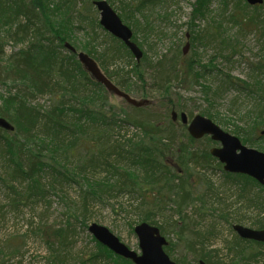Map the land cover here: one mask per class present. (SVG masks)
<instances>
[{"label":"trees","instance_id":"16d2710c","mask_svg":"<svg viewBox=\"0 0 264 264\" xmlns=\"http://www.w3.org/2000/svg\"><path fill=\"white\" fill-rule=\"evenodd\" d=\"M50 1L0 0V30L6 32L7 38L25 45L9 57L4 69L7 75L5 80H12L15 92L11 91L3 99L0 117H6L15 130L9 133L0 128V155L4 159V174L0 175V181L8 185L21 201L29 204L45 199L51 189H55V184L64 187L62 183L65 185L67 181L81 179L85 182L79 193L80 207H75L71 214L74 222L69 221L47 235L50 238L46 243L52 252L51 260H55L53 263L68 264L66 258L57 256L55 252L57 249H67L71 232L76 235V223L80 220L86 223L91 203H109L119 197H127L131 202L130 208L141 213L142 223L157 225L155 219L164 217L166 209L180 214L185 222L188 217L185 212L190 206L201 202L203 209L205 204V195H197L191 188L189 177L192 166L206 167L216 160L211 156L209 146L203 150L194 148L197 140L188 134L186 126L172 119L168 123L154 118L127 119L111 108L107 109L109 92L85 70L75 53L64 46L69 38L68 26L73 24L70 0L53 1V7L49 6ZM166 1L138 0L134 10L141 15L146 14V17H142L147 28H150L149 12L151 15L153 6L164 5ZM210 4L211 0H197L192 12L193 20H206ZM260 7L249 10L251 6L240 0L231 18L240 29L245 25L260 33L264 57V16L259 13ZM210 28L209 24L202 29L193 24L190 34L193 42L207 47L218 42L220 47L216 56L229 60L231 54L227 50L231 48L232 52L236 51L238 41L234 40V45L224 32L215 35ZM241 31V35L245 34L243 29ZM106 35L111 43L103 48L97 60L107 71L121 56L129 57L128 62L117 66L112 73L117 76L115 85L124 92L130 93L129 90L137 85L132 81V74L145 87L144 75L149 68L154 72L153 80L158 87L171 89L176 82L182 87L200 85L207 95L212 92V86L203 83L207 82L211 73L209 67L214 66V57L208 65H203L199 57L196 59L197 52L190 59L174 56L171 60L162 59L156 64L144 54L137 62L121 41L110 34ZM3 38L0 36V57L3 54ZM95 50L88 51V55H94ZM182 53L185 55L184 51ZM254 73L256 75L251 83L230 75L225 77L228 86L248 90L254 101L250 117L264 125V64L259 63ZM105 74L112 79L109 72ZM39 96H49L51 105L36 104ZM136 111L143 113L144 109L138 108ZM205 114L214 117L210 112ZM128 126H133L138 133L122 134ZM235 132L243 134L240 128ZM184 137L187 138L185 144ZM207 141L210 144L209 138ZM243 141L248 143L244 134ZM98 171L104 172L105 177L95 178ZM224 175L241 186V196L245 193L246 197L252 198L253 207L259 206L264 210V197L248 192L249 185L260 187L254 179L245 175ZM45 176L50 177L48 185L44 184ZM24 183H27L25 189L22 187ZM19 188L23 189L20 191ZM221 217L227 221L229 214L224 213ZM165 226L174 224L166 218L165 224L159 227L164 230ZM253 227L264 229V220L258 219ZM43 230L40 232L46 233L47 229ZM176 234L182 236V230ZM214 236L211 229L198 232L196 239L186 244L198 264L200 260L208 264H262L264 254L259 249L260 244L243 240L237 235L223 244L228 252V260L224 261L218 249H210L209 241ZM52 237L58 242L52 243ZM92 239L97 251L89 260L82 262L101 264L99 260L106 259L111 264H133ZM55 244H58L57 249ZM171 250L172 244L167 248L168 252Z\"/></svg>","mask_w":264,"mask_h":264},{"label":"rangeland","instance_id":"374dc122","mask_svg":"<svg viewBox=\"0 0 264 264\" xmlns=\"http://www.w3.org/2000/svg\"><path fill=\"white\" fill-rule=\"evenodd\" d=\"M53 1L59 2L60 0H51L50 4L47 2L50 7H53ZM94 1L98 0H70L71 3L69 4L71 7L73 6L70 19L73 24L70 23L68 26L70 28L67 30L69 38L65 43H68L77 51L76 57L80 52L88 54V51H93V49L95 50L94 47H97L94 55H90V57L100 64L97 57L104 47L110 45L111 40L106 35L109 33L98 26V24L100 25V13L95 7ZM105 1L124 19L123 22L136 36V43L143 53L152 60L153 64L160 62L162 59L166 60V58L171 60L174 56L179 59H190L193 58L196 52V59L199 57L203 65H208L210 60L213 57L215 58L213 60L214 66L209 67L211 73L207 78V82L203 83L212 86V92L208 95L200 85L182 87L180 83L175 82L171 89H164L163 86L158 87L153 80L154 72L149 68L144 75L147 83L146 88L132 74V81L137 85L131 88L130 93H128L131 98L137 101H148V105L141 107L144 109L143 113L137 112L136 109L138 108L135 109L134 106L120 97L110 93L107 94V109L111 108L110 110L118 113L122 118L124 116L127 119L137 120L154 118L167 123L171 121L173 111L178 113L179 117L181 113L186 114L190 120L200 115L211 119L225 132L238 137L243 145L248 148L264 153V138H259L264 125L258 124L252 116L250 117V112L254 106L251 94L248 93V90L240 89L239 86V88L228 86V80L225 77V75H230L232 78L251 83L252 78L256 75L254 68L259 63L264 64L260 33L254 32L255 30H252L250 26L244 25L241 29L245 34L241 35L240 27L232 22L231 16L235 13V6L240 0H211L207 19L197 18L195 21L192 12L197 0H167L164 5L156 4L153 6L154 9L151 11V15L149 12L150 28H147V23L142 17L146 14L142 13L141 15L134 10L138 0ZM244 1L246 3V0ZM260 8L259 13L264 16V4ZM252 9L253 7L249 10ZM237 15L241 16L240 13H237ZM138 23H140V26H138ZM193 24L200 27V29L206 28L209 24L212 33L220 35L224 32L226 37L233 41L234 45L236 44L234 40H237L236 51H233L235 53L232 52L233 49H228L227 51H229L231 57L229 60H225L216 56L218 55L217 48L220 47L218 42H215L211 47L195 44L190 35ZM187 35L189 37H186ZM238 35H241V37L238 38ZM0 36H3V40H5L3 42V54L0 57V71L2 72V74L0 73V106H2L3 99L8 97L11 91L15 92L12 80H5L7 76L4 70L6 62L9 57L25 45L7 38L5 31L0 30ZM188 43V52L183 55L182 51ZM129 60L128 56H121L120 60L110 66V69L107 68V71L101 65L99 66L104 74L109 72L112 75L117 66L123 65ZM133 60L136 61L134 57ZM126 67L128 66L126 65ZM112 76V79L107 77L115 84L117 76ZM262 76L264 75L262 74ZM35 103L40 106H50V97L39 96ZM207 112H210L214 117H208L205 114ZM1 118L7 119L6 117ZM177 123L181 124L180 120ZM238 128L242 129L248 143L243 141V134L235 132ZM245 131L248 133L245 134ZM124 132L129 135L138 133L133 126H128L121 133ZM6 135L9 134L6 133ZM208 138L211 140L210 137L197 140L193 147L203 150L206 146H209L210 151L211 148L221 146L220 143L212 140L208 144ZM186 142L187 138L184 137L183 143ZM215 160L211 162L210 166H192L190 171L189 182L193 192L197 195H205L203 209L201 208L203 207L201 202L190 206L185 212L188 216L185 222L180 214L170 209H166L165 218L157 217L155 219L158 224L153 226L158 227L160 230L159 226L165 224L166 218L174 224V226H165L161 233L167 238L169 245L172 244L173 250L170 252L166 250V252L177 264H198L193 253L187 250L186 244L194 241L198 232H206L209 229L215 233V236L209 241L210 249H218L220 251L219 256L227 261L228 252L223 244L225 241L231 240L234 235H237L233 230V225L254 228V223L258 219L264 220V213H261L264 210L259 206L253 207L250 196L246 197L245 193L244 196H241V186L235 184L233 179L226 177L223 165L217 159ZM3 164L4 159L0 155L1 176L4 174ZM103 177H105L104 172L98 171L96 173L95 178ZM49 180L50 177L45 176L44 184H50ZM26 184L24 183L22 186L24 189ZM62 184L64 187L55 184V189H51L45 199L39 200L36 204H29L24 200L21 201L8 185L0 181V264L56 263H53L55 260H51L52 252L46 243L47 238L50 237H47V235L53 234L56 229L64 227L69 221L74 222V220H71V214L75 207H80L79 193L85 186V182L76 179L74 182L67 181L65 185ZM259 186L249 185L248 192L264 197V189L261 190V187L264 186ZM209 187H211V190ZM22 189L19 188L20 191ZM239 196L242 198H239ZM130 203L127 197H119L109 203H91L86 223L80 222L81 220L78 221L74 227L76 235H72L71 232L67 249L58 250V244H55V249L58 251L55 254H58L57 256L61 258H66L69 261L68 264H91L82 261L89 260L97 251L96 243L92 239L94 237L88 230L93 223L108 228L129 248L140 252L139 239L134 230L142 223V215L134 208H130ZM194 210H196V213H194ZM224 213L229 214L227 221L221 217ZM43 229H47L46 233L40 232L41 230L44 231ZM181 230L182 236L177 235L176 232ZM51 241L55 243L58 242V239L52 237ZM259 249L264 254V246H260ZM99 261L101 264H111L106 259H100ZM258 264H261V262ZM262 264H264V260Z\"/></svg>","mask_w":264,"mask_h":264},{"label":"water","instance_id":"95a60500","mask_svg":"<svg viewBox=\"0 0 264 264\" xmlns=\"http://www.w3.org/2000/svg\"><path fill=\"white\" fill-rule=\"evenodd\" d=\"M251 6L262 5L264 0H247ZM100 13V25L105 31L122 41L125 46L131 51L137 62L143 58V52L139 46L133 42V32L126 26L119 15L106 1H97L94 3ZM65 47L76 53V50L68 43ZM189 44L184 48V54H187ZM78 60L83 65L85 70L90 73L92 78L99 84L103 85L106 90L115 96L120 97L128 104L141 108L148 105V101H137L131 98L130 95L117 87L100 69L98 63L88 54L78 53ZM172 118L178 120V114L173 111ZM184 125L189 123V118L186 114L180 115ZM0 128L13 132L14 126L4 118H0ZM190 136L196 140L202 139L205 136H210L214 142L221 144L219 148L211 149V155L218 159L224 165V170L227 173L246 175L259 184L264 185V153L253 148H248L243 145L242 141L220 128L211 119L197 115L188 125ZM264 135V130L262 131ZM234 231L239 237L246 240H253L264 243V230H254L242 225H234ZM89 232L93 237L107 247L114 254L132 261L134 264H176L168 254L164 247L168 244L167 239L161 234L160 229L149 223H141L134 232L139 239V247L141 254L129 248L124 244L119 237L112 233L108 228L99 224L93 223L89 227ZM200 264H206L201 261Z\"/></svg>","mask_w":264,"mask_h":264},{"label":"flooded vegetation","instance_id":"af4514ba","mask_svg":"<svg viewBox=\"0 0 264 264\" xmlns=\"http://www.w3.org/2000/svg\"><path fill=\"white\" fill-rule=\"evenodd\" d=\"M262 230H264V229H262ZM249 241H250V240H249ZM251 241L260 244V246H264V243L261 244V242L259 243V242H257V241H253V240H251ZM168 247H169V245L166 247V250H167Z\"/></svg>","mask_w":264,"mask_h":264}]
</instances>
